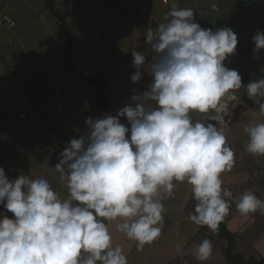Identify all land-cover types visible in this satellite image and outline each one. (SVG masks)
Wrapping results in <instances>:
<instances>
[{
  "label": "clouds",
  "instance_id": "clouds-1",
  "mask_svg": "<svg viewBox=\"0 0 264 264\" xmlns=\"http://www.w3.org/2000/svg\"><path fill=\"white\" fill-rule=\"evenodd\" d=\"M165 20L145 32L159 55L149 89L134 94V106L116 116L87 118L88 133L61 153L55 170L66 181L67 198L44 178L22 174L10 181L0 167V204L14 217L0 218V264H128L108 225L116 222L142 251L162 233V200L172 197L174 182L191 185L197 203L188 220L195 225L215 232L229 215L233 193L221 178L235 165L225 135L229 104L243 87L264 113V78L244 86L240 74L225 66L238 45L230 28L204 29L191 8L175 5ZM252 39L254 51L264 50V32ZM132 56L137 71L130 79L137 83L146 57L135 50ZM146 100L156 107H146ZM193 114L209 122L193 120ZM244 132L246 151L264 156V122L248 124ZM236 207L244 215L264 212V201L247 191ZM212 252L205 239L194 256L207 261Z\"/></svg>",
  "mask_w": 264,
  "mask_h": 264
},
{
  "label": "rangeland",
  "instance_id": "rangeland-1",
  "mask_svg": "<svg viewBox=\"0 0 264 264\" xmlns=\"http://www.w3.org/2000/svg\"><path fill=\"white\" fill-rule=\"evenodd\" d=\"M77 1L80 2L78 4L79 11H87L90 14L91 27L89 32L94 41H98L99 44L110 41L109 36L112 38V35L120 30L123 22L120 17H130L133 18L132 20H136L127 23L130 24L131 30H126L125 33L129 31L137 32L139 31L137 27L140 24L143 26L148 21L149 23L154 22L151 29L157 28L161 23H167L165 16L173 5L178 8H191L194 12L197 10L196 12L203 14L204 6L210 2V0H165V2L163 0H125V3H132L133 5L132 11L127 12L123 10L122 0ZM92 1L96 4L90 8H85V5ZM238 1L244 6L249 4L248 0ZM42 5L43 0H0V11H2L0 14V167L5 170V175L10 181L22 174L30 175L33 179L53 177L55 174L50 171L56 172L55 165L61 158L64 146L69 140L78 139L77 129L80 127V122L77 119L82 114L81 108L85 107L86 110L91 112L93 107L94 110L100 111L93 102L95 95L93 84L81 75L74 73L73 69L69 67L61 52L66 40L56 34L57 21L45 9V4L43 7ZM143 7H146L147 10L140 13ZM229 8L233 10L231 7ZM222 12L230 15V11L225 7ZM4 15L14 21V27L6 22ZM212 16H210L211 19H216V16ZM72 18L70 33L76 38L77 34L83 31L75 16ZM218 25L223 28V24ZM146 30L142 31V35L145 34ZM37 33L41 35V38L33 40ZM129 33L133 34L132 32ZM52 37L53 39H51ZM105 39L107 40L105 41ZM95 50L89 51V56ZM80 52L81 49H76L75 44L74 46L72 44L69 51V60L72 67L76 62H80L82 58ZM110 52L111 50L106 51L100 59L105 60ZM125 56L130 57L131 55ZM84 58L89 59L90 57L85 55ZM248 58L234 56L233 59L236 63L227 64L229 66L226 65V67H229V69L230 67H247L250 69L251 81L254 82L258 80L254 74V69L264 73V67L261 66L262 62L264 63V56L252 57V63L256 60L254 64L249 63L246 60ZM89 70L91 71V69ZM90 71H88L90 75H100V73ZM67 79L72 81L68 83ZM52 97L53 100L48 105V101ZM56 103L61 106V110H56ZM72 106H75L73 112L67 115L72 110ZM37 108L46 109L35 115L34 109ZM251 108L253 109V106ZM252 109L249 112L251 115ZM19 112L25 114L28 118L27 121L18 118ZM247 118V116H244L243 119H237L233 116L231 121L237 128L241 129L244 125H248ZM258 123H261V121L258 120ZM51 129H53L52 139L47 134V132L52 131ZM60 130L62 134L67 136V139L59 138L56 141V133ZM84 131L86 135L87 131ZM246 144L247 142L245 147ZM258 157L260 162H264V156ZM54 181L58 182L59 179L57 178ZM51 186L55 190L53 182ZM62 193L68 194L67 187L62 189ZM191 205H188V207H191ZM4 215L8 218H14L13 214L7 212L0 204V218H3ZM262 215H264V212L254 213L253 221L250 224H244L241 220H238L229 225V230L233 226L236 228L247 227L245 230L239 228L234 232L232 231L238 237L245 236L247 240L244 243L241 242V239L238 240L234 254H240L247 260L264 259V255L259 249H253V246L259 244V241H257L259 238L264 239L263 226L257 223L259 216L262 217ZM182 216L185 218L187 211L183 212ZM165 218H168V216L164 215ZM231 219H233V215L225 221L226 225ZM242 219L246 220V215ZM169 220L171 224H178L179 217L173 212L169 216ZM164 228H167L166 225H164ZM186 228H188L187 225L182 226V229ZM193 234L197 235L198 233L194 231L189 236H194ZM205 239L210 240L212 243L213 264H228L221 252L225 242L210 229L201 233L197 241ZM161 240L163 241L158 243L159 247L162 244L165 245L166 242H171L170 247L177 248V237L174 233L163 232ZM260 246L264 251V243ZM140 252L136 249L135 255L127 259L128 264H138L139 259L143 257L140 256ZM188 253L189 250L185 251L183 257H186Z\"/></svg>",
  "mask_w": 264,
  "mask_h": 264
},
{
  "label": "crops",
  "instance_id": "crops-1",
  "mask_svg": "<svg viewBox=\"0 0 264 264\" xmlns=\"http://www.w3.org/2000/svg\"><path fill=\"white\" fill-rule=\"evenodd\" d=\"M122 2L124 5L123 10L127 12H131L132 11L131 8H133L132 3L127 4L125 3V0H122ZM79 3L80 2H78L77 0H54V9L57 12V14L64 19L69 32L71 30L70 29L71 20L73 19L72 17L74 16L78 20L79 24L82 26L81 30L83 32L78 33L76 38H74L70 33L71 38L73 37L72 44L73 46L75 44L76 49H81V52L79 54L82 57L80 62H76L74 66L82 65V67H84L87 71H90L89 69H91L90 72L92 73L95 72L100 73V75L98 76H93L89 74L88 78L85 77L84 78L87 79L90 83H92L90 80L93 78H100L106 83L107 85L106 102L112 109L118 112L120 109L124 108L125 106L128 105L134 106L131 97L134 94L140 95L149 89V86L152 82L151 66L159 59V55L153 51L151 45L146 43L145 34L142 35V31L151 28L154 25V22L149 23L148 21L143 26L140 24V26L137 27L139 31L137 32L129 31L133 33L131 34L129 32L125 33L126 30H131L130 24L127 23L136 20H132L133 18L130 17L127 18L120 17L121 19H123L120 30L115 34H113L112 38H110L109 36L110 41L108 40V42L104 44H99L98 41L97 42L94 41V38L90 35L89 32V29L91 27L90 14L87 11H79V6H78ZM248 3H249L248 6H244L238 0H213V1L210 0V2L204 6L205 9L203 8L204 10L202 12L203 14H199V12H196L197 10L195 12L193 11L194 20L196 18L195 22L198 23L202 28L211 29L215 31L216 29L221 28L220 25L218 24L221 25L223 24V28H225V25H227L226 28H230L237 35L238 45L235 54L228 58V60L225 62V66L227 64L232 65L233 63H236L233 59L234 56L249 57L248 59H246L249 61V63L250 62L252 63V57L264 56V50H260L258 52L254 51L255 45L252 39L257 31L264 32V0H248ZM44 4H45V0H43L42 7L44 6ZM94 4H96L94 1L88 2L85 5V8H90ZM146 7H143L140 13L146 11L147 10ZM224 7L230 11V15L225 13L226 10L223 14L222 11H224ZM229 7H231L233 10H231ZM1 13L2 11H0V14ZM212 15L216 16V19H211L210 16ZM3 17L5 18L6 22L9 23V25H12V27H14V21L12 19L7 17L6 15H4ZM56 34H58L57 30H56ZM121 37L122 39H120ZM40 38L41 35L37 33V35L33 38V40H39ZM118 38L119 40L117 41ZM51 39H53V37ZM106 40L107 39H105V41ZM94 49L96 50L93 53H90L89 56L88 54L89 51ZM109 50H111L109 56L105 60H101L100 58L104 55L106 51ZM133 50L144 54L146 57L145 64L139 69V71L141 72V80L137 83H133L130 79V77L133 74H135V72L137 71V68L133 64V56H132ZM85 55L86 56L88 55V57L90 58L89 59L84 58ZM125 55H131V56L127 57ZM258 61L260 62V60ZM254 63H256V60L253 61L252 64ZM261 66L264 67L263 62ZM70 68L73 69V67ZM230 69H234L240 74L242 78V85L246 86L248 83L253 82L251 81L250 69H248L247 67H230ZM72 71H74V69ZM257 71L264 76V73H262L260 70L257 69ZM254 74L257 76L258 79L261 78L256 73ZM71 81L72 80L67 79L68 83H70ZM92 84L95 88L94 89L95 95L93 98V102L96 106H98V104L95 101L96 85L94 83ZM235 95L238 97V99L236 101L230 102L229 104V111L227 114L228 117H226V121H230V124L225 129L227 143L232 148L235 154V165L231 170V172L223 173L221 176L223 180L222 187L230 190L233 193V197H234L233 201L232 200L230 201L232 208L230 210V216L233 215V219H231V221L227 223L226 225L227 229L229 228V225H231V223L236 222L238 220H241L244 224H250L253 221L254 213L247 214L246 215L247 219L243 220L242 217L244 216V214H241L236 207L239 198L245 192L251 191L259 199L264 201V162H260L258 156H253L246 151L245 143L248 142V136L244 132V128L247 125H244L243 128L239 129L231 121V117L233 116L236 117L237 119L238 118L243 119L244 116H247L248 124L258 123V120L264 122V113L260 112L259 104L255 103L253 100L250 101V98L247 96L246 89H244L243 87L237 90L235 92ZM52 100L53 97L48 101V105ZM144 103L146 107H151V108L156 107L154 101L146 100ZM30 104L32 103L30 102ZM250 105L253 106V109L251 108ZM44 106L47 107L46 104H44ZM240 106L243 108L241 117H239ZM55 108L56 110H61V106L58 103H56ZM74 108L75 106H72V110H70L67 113V115H70L73 112ZM98 108L100 111H96L92 107L91 112L86 110L85 107L81 108L82 114L77 119L80 122V127L77 129L78 139L81 136L85 135L84 130H86L87 133L89 131L88 125L85 123L87 118L91 117L95 120V119L103 118L106 114H110L108 111L101 109L99 106ZM44 109L46 108L34 109L36 113L35 115H37ZM251 109L253 110L252 115L249 113ZM20 113L23 112H19V114ZM19 114H18V118H19ZM19 119L23 121H27L28 118L26 119L19 118ZM193 120H200L201 122H205V123L209 122L206 120L203 114H193ZM121 123L124 124L125 126H129L127 119H121ZM211 123H215V122H211ZM81 128H83L84 130L82 129V131L80 132ZM51 130L52 131H49L50 133L47 132L50 139L53 138V129ZM59 138L67 139V136L62 134V131L60 130V132L58 131L56 133L55 140L58 141ZM70 141L71 140H69L66 143V146H64L63 150L68 146ZM50 172L55 175L53 177H49L45 179L48 180L50 184L52 182L54 183L55 191H59L58 194L62 199L67 198L68 194L62 193V189L66 188V181H61L59 179V173L53 171ZM57 178L59 179V181L58 182L54 181ZM174 183L176 184V187L172 197L162 200V203L164 204L165 207V212L163 213V215L168 216V218L164 219V225H166L167 228H164L163 226L164 229H162L161 235L154 242L150 244L151 246H149L148 244L144 246L143 250L140 252V256L143 257L139 259L138 264H213L212 255L207 261H199L194 256V249L202 242L200 240L197 241L198 237L200 236L201 233L206 232L209 229L204 230L202 226H197L188 220L187 216H189L190 213H194L195 204L197 203V201H194L191 207H188L190 200L193 199L191 185H189L187 182H183V183L174 182ZM174 204H176V206H174ZM185 211H187V216L183 218L182 215L183 212ZM173 212H175V214H177L179 217L178 224H171V221L169 220V216ZM257 223L259 225H262L264 229V215H262V217L259 216ZM185 225H187L188 228L182 229V226ZM108 226L110 233L112 235L113 244L116 246H120L123 249L127 259L129 257H132V255H135V250L137 249L136 247L137 242L135 240L128 239L125 234L119 232L116 227V222H112ZM239 228H241V230L247 229L246 226L245 227L242 226L238 228L233 226L231 230L229 229L228 230L230 232L232 231L234 232ZM194 231H196V233L198 234L197 235L193 234L194 236H189L192 233H194ZM163 232L174 233V235L177 237L176 246L177 247L179 246L182 249L181 252H178L177 248H171L170 247L171 242L169 243L166 242V244L165 245L162 244L161 247L158 246V243L160 241H163L161 240V238H163ZM239 239L242 240V241L240 240L242 243L247 241L245 236L243 235L241 237L239 236L238 240ZM238 240H237V244H238ZM257 241H259V244L253 246V249L255 250L259 249L261 253L264 255V251L260 246L261 244L264 243V239L259 238ZM178 243L180 244L178 245ZM187 250H189L188 255H186V257H183L184 252Z\"/></svg>",
  "mask_w": 264,
  "mask_h": 264
},
{
  "label": "trees",
  "instance_id": "trees-1",
  "mask_svg": "<svg viewBox=\"0 0 264 264\" xmlns=\"http://www.w3.org/2000/svg\"><path fill=\"white\" fill-rule=\"evenodd\" d=\"M45 9L49 12L51 16H53L57 20V33L66 40V43L61 48V52L63 53L66 61L68 62L69 67H72V64L69 60V51L71 50L72 47V38L67 28V25L64 19L60 15H58L57 12L55 11L54 0H45ZM254 73L259 75L261 78H264V76L256 69H254ZM90 81L96 85L95 101L98 104V106L101 109L108 111L111 115L116 116L118 112L112 109L106 102V93H107L106 83L100 78H93ZM120 119H126V117H122ZM194 201H195L194 198L191 199L189 205L192 204ZM229 216H230V211H229V215L226 216L224 220L219 224L218 230L215 232L213 231L219 238H221L225 242V246L222 248L221 252L226 262L228 264H264V259L247 260L244 256L240 254H234V250L237 245L238 236L235 233L230 232L226 227L225 221ZM202 228L204 230L209 229L207 226H202Z\"/></svg>",
  "mask_w": 264,
  "mask_h": 264
},
{
  "label": "built area",
  "instance_id": "built-area-1",
  "mask_svg": "<svg viewBox=\"0 0 264 264\" xmlns=\"http://www.w3.org/2000/svg\"><path fill=\"white\" fill-rule=\"evenodd\" d=\"M163 2H165V0H163ZM73 69H74L75 73H77V74H79V75H81V76H83L85 78H88L89 77V73H88V71L84 67H82L80 65H75L73 67ZM239 110H240L239 117H241V114L243 112V108L240 106ZM19 118L26 119L27 117L25 116V114L20 113L19 114Z\"/></svg>",
  "mask_w": 264,
  "mask_h": 264
}]
</instances>
